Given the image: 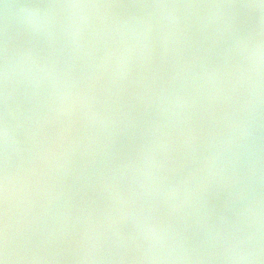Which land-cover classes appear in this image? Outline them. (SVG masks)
I'll return each mask as SVG.
<instances>
[{
    "label": "water",
    "instance_id": "1",
    "mask_svg": "<svg viewBox=\"0 0 264 264\" xmlns=\"http://www.w3.org/2000/svg\"><path fill=\"white\" fill-rule=\"evenodd\" d=\"M0 257L264 264V0H0Z\"/></svg>",
    "mask_w": 264,
    "mask_h": 264
},
{
    "label": "snow or ice",
    "instance_id": "2",
    "mask_svg": "<svg viewBox=\"0 0 264 264\" xmlns=\"http://www.w3.org/2000/svg\"><path fill=\"white\" fill-rule=\"evenodd\" d=\"M0 264H6V257H0Z\"/></svg>",
    "mask_w": 264,
    "mask_h": 264
},
{
    "label": "clouds",
    "instance_id": "3",
    "mask_svg": "<svg viewBox=\"0 0 264 264\" xmlns=\"http://www.w3.org/2000/svg\"><path fill=\"white\" fill-rule=\"evenodd\" d=\"M7 135V132L5 131V136Z\"/></svg>",
    "mask_w": 264,
    "mask_h": 264
}]
</instances>
